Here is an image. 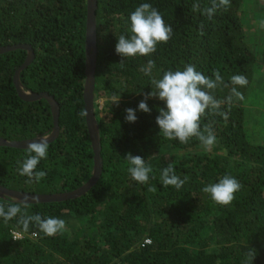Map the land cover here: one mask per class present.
<instances>
[{"label": "trees", "instance_id": "obj_1", "mask_svg": "<svg viewBox=\"0 0 264 264\" xmlns=\"http://www.w3.org/2000/svg\"><path fill=\"white\" fill-rule=\"evenodd\" d=\"M142 3L155 7L173 34L152 55L127 57L121 65L117 39L130 35V14ZM194 3L201 11L192 10ZM211 3L96 0L93 113L100 173L79 196L27 203L29 215L66 222V229L55 236L44 235L34 223L24 232L19 216L7 223L0 218V264H245L251 249L256 252L252 264H264V63L259 60L264 61V36L257 16L264 11V0H230V6L219 7L209 20L202 10ZM84 19L85 0H0V45L25 43L32 50L19 80L31 91L48 92L58 105L57 135L37 166L46 176L26 183L18 169L27 148L0 146L3 186L61 192L90 175L92 153L79 115ZM25 54L21 48L0 53V137L8 140L45 134L52 123L43 98L28 101L16 94L12 74ZM148 60L155 61L151 75L141 71ZM188 64L213 79L212 73L219 71L227 87L213 92L216 99L226 101L233 87L243 97L233 95L221 105L227 119L206 110L201 130L209 125L216 136L210 150L195 137L186 144L166 139L155 123L164 107L158 98L147 100L150 113L138 110L152 90L151 79ZM234 75L245 76L247 84L232 85ZM127 108L136 110L134 123L125 120ZM127 153L151 166L147 183L131 178ZM168 166L181 179L188 177L181 188L163 185L161 173ZM226 174L243 187L230 205L222 206L202 189ZM10 203L21 202L0 197L5 209ZM10 230L21 237L12 239Z\"/></svg>", "mask_w": 264, "mask_h": 264}, {"label": "clouds", "instance_id": "obj_2", "mask_svg": "<svg viewBox=\"0 0 264 264\" xmlns=\"http://www.w3.org/2000/svg\"><path fill=\"white\" fill-rule=\"evenodd\" d=\"M230 6V0H212L211 7L204 8L203 14L209 20L212 19L219 7L227 8ZM194 12L201 11L198 3L192 5ZM129 36L120 35L115 45V52L122 57L119 62L123 64L124 58L135 56H150L155 53L158 43H167L173 34L171 25L166 24L160 12L149 3H142L130 14ZM155 67V61L148 60L145 67L141 69L145 75H151ZM213 78L197 71L194 65H185L183 70H169L163 73L161 79H151L152 90L148 92L144 99L138 104V110L144 113H150L147 100L149 98H158L164 103V107L159 109V115L155 118L160 133L168 140L177 139L180 143H188L190 138H197L205 150H210L216 142L211 127L205 125L201 130V119L208 113L218 114L227 119V114L220 112L221 105L225 102H231L232 96L242 99L236 87L231 89L232 95L226 98V101L218 100L213 92L221 85L227 87L223 77L218 70L212 73ZM232 85L245 86L247 78L243 75H234L231 77ZM119 101V100H118ZM118 101L116 103L118 104ZM135 111L132 108L125 109V120L134 123L137 119ZM79 115H87L82 110ZM48 137L41 136L27 144V156L20 163L19 174L27 177L26 183H39L45 176V171H37V166L41 159H45L48 154ZM130 165L128 172L131 178L144 184L149 181V174L152 172L150 165H146L145 159L139 155L133 156L127 153L125 158ZM161 179L164 186H175L177 189L187 181L185 176L181 179L175 174L173 167L168 166L162 170ZM243 185L234 177L224 175L217 183L205 186L202 191L210 194L211 199L218 205L227 206L235 199V193L242 189ZM155 187H150L149 191L155 192ZM23 205V206H22ZM28 204L26 202L10 203L5 209L0 204V218L4 222L16 218L17 224L22 226V230L27 232L30 224L34 223L38 229L46 236H55L66 229V222L59 218H44L40 214L29 215L27 213ZM256 252L251 249L245 261V264H252Z\"/></svg>", "mask_w": 264, "mask_h": 264}, {"label": "water", "instance_id": "obj_3", "mask_svg": "<svg viewBox=\"0 0 264 264\" xmlns=\"http://www.w3.org/2000/svg\"><path fill=\"white\" fill-rule=\"evenodd\" d=\"M96 8V0H85V19H84V40H83V83H82V103L83 110L87 115L84 116V123L87 131V136L90 143L92 153V166L90 175L79 186L61 192L51 193H37L26 192L13 188H8L0 184V197L8 198L17 202H43V201H62L67 198H73L83 194L97 179L101 169V159L99 156V133L97 123L93 113V83H94V66H95V16L94 10ZM15 48L25 49L26 54L23 61L15 68L12 74V83L14 85L16 94L22 100H37L43 98L48 106L52 118L51 128L45 134L36 135L30 138L8 140L0 137V146H10L16 148H27V144L33 140L39 139L41 136H47L48 142L51 141L58 132L57 115L58 105L51 94L46 91H31L23 86L19 80V71L32 58V50L29 44L13 43L7 45H0V53L13 50Z\"/></svg>", "mask_w": 264, "mask_h": 264}, {"label": "rangeland", "instance_id": "obj_4", "mask_svg": "<svg viewBox=\"0 0 264 264\" xmlns=\"http://www.w3.org/2000/svg\"><path fill=\"white\" fill-rule=\"evenodd\" d=\"M257 16H258V18L260 19L259 24L257 23V24H258V27H259V30H260V31L263 30L262 35L264 36V11L261 9V11L258 13ZM249 19L252 20L251 17H249ZM263 41H264V39H263ZM262 59H263V58L259 56V60H260L262 63H264V61H262ZM101 103H102V99H98V104L101 105ZM259 107H260V106H259ZM260 109L264 111V107H263V106H261ZM249 124H250V123H249Z\"/></svg>", "mask_w": 264, "mask_h": 264}, {"label": "built area", "instance_id": "obj_5", "mask_svg": "<svg viewBox=\"0 0 264 264\" xmlns=\"http://www.w3.org/2000/svg\"><path fill=\"white\" fill-rule=\"evenodd\" d=\"M10 236L12 239H17L21 237V233L17 230H10ZM148 241V240H145Z\"/></svg>", "mask_w": 264, "mask_h": 264}]
</instances>
